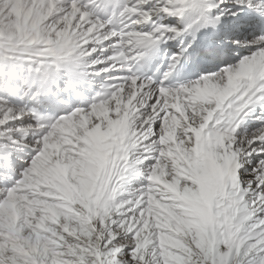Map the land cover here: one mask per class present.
Segmentation results:
<instances>
[{
    "label": "snow or ice",
    "instance_id": "1",
    "mask_svg": "<svg viewBox=\"0 0 264 264\" xmlns=\"http://www.w3.org/2000/svg\"><path fill=\"white\" fill-rule=\"evenodd\" d=\"M0 264H264V0H0Z\"/></svg>",
    "mask_w": 264,
    "mask_h": 264
}]
</instances>
